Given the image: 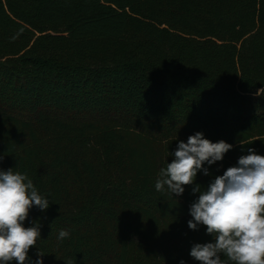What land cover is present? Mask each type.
<instances>
[{
	"label": "trees",
	"instance_id": "16d2710c",
	"mask_svg": "<svg viewBox=\"0 0 264 264\" xmlns=\"http://www.w3.org/2000/svg\"><path fill=\"white\" fill-rule=\"evenodd\" d=\"M261 88L264 0H0V170L49 200L24 222L40 227L30 260L200 264L191 248L213 237L188 227L193 188L264 156ZM197 132L232 148L158 192Z\"/></svg>",
	"mask_w": 264,
	"mask_h": 264
},
{
	"label": "clouds",
	"instance_id": "9594fccd",
	"mask_svg": "<svg viewBox=\"0 0 264 264\" xmlns=\"http://www.w3.org/2000/svg\"><path fill=\"white\" fill-rule=\"evenodd\" d=\"M261 94L264 88L256 93ZM231 148L223 140L213 143L200 132L190 135L187 142L178 143L174 159L160 170L156 190L182 195L184 186L194 184L198 171L209 174L205 163L221 161ZM248 153L238 159L237 166L216 176L206 190L199 185L193 188L199 196L190 205L193 219L188 227L197 230L198 225H204L213 237V242L191 248L190 256L200 264H264V156L252 148ZM33 206L47 210L49 200L38 193L27 174L12 168L0 170V264H44L45 254L38 249L35 261L28 256L40 239L39 224L24 226ZM69 235L61 230L58 239Z\"/></svg>",
	"mask_w": 264,
	"mask_h": 264
},
{
	"label": "rangeland",
	"instance_id": "374dc122",
	"mask_svg": "<svg viewBox=\"0 0 264 264\" xmlns=\"http://www.w3.org/2000/svg\"><path fill=\"white\" fill-rule=\"evenodd\" d=\"M258 91V90H257ZM257 93V92H256ZM256 93H254V102L256 103H260V104H263L264 105V94H261V95H256Z\"/></svg>",
	"mask_w": 264,
	"mask_h": 264
}]
</instances>
